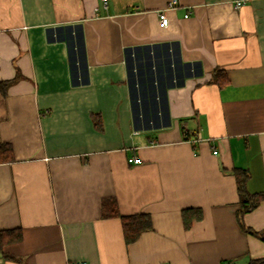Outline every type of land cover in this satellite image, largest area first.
I'll return each instance as SVG.
<instances>
[{
    "label": "crops",
    "instance_id": "crops-1",
    "mask_svg": "<svg viewBox=\"0 0 264 264\" xmlns=\"http://www.w3.org/2000/svg\"><path fill=\"white\" fill-rule=\"evenodd\" d=\"M170 1L0 0V82L18 77L0 93V144L13 152L0 163V231L21 233L0 264L264 258V243L236 221L233 174L246 171V190L264 193V0L239 9L233 0H176L166 9ZM65 26L75 30L48 34ZM163 44L200 71L163 94L153 80L148 104L137 83L130 88L125 53ZM215 69L228 76L223 89L210 82ZM103 203L118 216L148 215L152 229L126 245ZM187 209L202 216L185 229ZM243 224L264 232V201Z\"/></svg>",
    "mask_w": 264,
    "mask_h": 264
},
{
    "label": "trees",
    "instance_id": "trees-1",
    "mask_svg": "<svg viewBox=\"0 0 264 264\" xmlns=\"http://www.w3.org/2000/svg\"><path fill=\"white\" fill-rule=\"evenodd\" d=\"M75 30L74 27H56L48 30V34L51 37L58 36L59 32H68ZM53 34V35H52ZM53 36V37H54ZM70 36V35H69ZM76 41V40H75ZM71 45V44H70ZM168 46L170 45H155V46H141L132 49H127L125 56V62L127 66V72L129 77L130 88L133 89L136 83L139 85L140 89H143L145 97L148 100V104L151 102L150 97H154L156 94L154 87L152 86V81L159 79L160 86L162 87V94L164 88L171 86H181L184 79L193 75H197L200 70H198V63L194 64H181L177 58L178 50L173 49L171 55H166L168 52ZM72 47V46H71ZM152 53L159 55L157 62H155V57H152ZM165 56V57H164ZM134 59V63L132 62ZM138 59L136 63L135 60ZM140 59V60H139ZM174 62V68L172 69L169 64ZM177 62V64H176ZM136 67L137 76L133 74V69ZM154 67V68H153ZM83 68L81 73L83 74ZM154 69V70H153ZM156 74V77L154 76ZM81 74V75H82ZM80 75V77H81ZM137 78V79H136ZM18 77L13 80L0 82V93L4 96L6 94V89L17 81ZM74 82H78L75 74L73 75ZM81 79V78H80ZM83 83V80L79 81ZM158 82V81H157ZM210 82L218 87V89H223L229 83L227 74L223 70L215 69L212 72ZM166 83V84H165ZM161 92V91H160ZM153 99V98H152ZM153 101V100H152ZM157 109L161 111L166 110V105L156 108L153 105H148L146 108L147 112L156 113ZM154 113V114H155ZM153 114V115H154ZM150 115V113H149ZM154 118L151 116L148 120ZM13 160L12 148L9 144H0V163L10 162ZM236 179L237 194H238V209L236 211V221L240 230L248 235L254 236L264 243V232H257L243 224L244 215L250 213L258 207L260 202L264 201V193L250 194L246 190V182L249 175L244 170L235 169L233 172ZM112 215L118 216L114 211L107 213L105 210V204H102V216L104 218L111 217ZM113 216V217H114ZM201 212L198 209H187L181 212L182 223L185 229H188L193 220H199L201 218ZM121 223L122 234L124 242L126 245L135 242L142 233L150 231L152 229V224L150 217L144 214H136L132 216H118ZM21 233L19 230H8L0 231V255L4 258L7 256L3 252L5 245L9 243L16 242L20 240ZM248 264H264V258L250 260Z\"/></svg>",
    "mask_w": 264,
    "mask_h": 264
},
{
    "label": "built area",
    "instance_id": "built-area-1",
    "mask_svg": "<svg viewBox=\"0 0 264 264\" xmlns=\"http://www.w3.org/2000/svg\"><path fill=\"white\" fill-rule=\"evenodd\" d=\"M107 1L108 0H101L103 8L107 7ZM243 3H244L243 0H233V5H234V8H236V9H239L243 5ZM176 5H177V1L176 0H171L170 2H168L167 6H166V9H173V8L176 7ZM190 13H191L190 11L187 12L184 17L185 18L188 17L190 15ZM158 18H159V24H160L161 27H166L168 25V19H167L166 15H165V12H160ZM189 142L190 143L196 142V140L189 141ZM128 163H130V164H139L140 160L135 159V158H130V159H128ZM74 264H84V263L79 262V263H74Z\"/></svg>",
    "mask_w": 264,
    "mask_h": 264
},
{
    "label": "rangeland",
    "instance_id": "rangeland-1",
    "mask_svg": "<svg viewBox=\"0 0 264 264\" xmlns=\"http://www.w3.org/2000/svg\"><path fill=\"white\" fill-rule=\"evenodd\" d=\"M154 68V67H153Z\"/></svg>",
    "mask_w": 264,
    "mask_h": 264
}]
</instances>
